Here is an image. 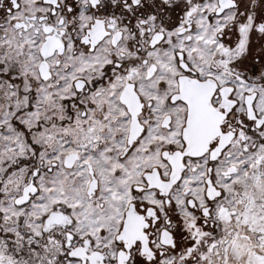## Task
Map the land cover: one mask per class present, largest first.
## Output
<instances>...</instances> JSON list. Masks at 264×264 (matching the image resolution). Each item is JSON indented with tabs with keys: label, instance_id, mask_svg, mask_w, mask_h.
Masks as SVG:
<instances>
[{
	"label": "snow or ice",
	"instance_id": "6c2138e0",
	"mask_svg": "<svg viewBox=\"0 0 264 264\" xmlns=\"http://www.w3.org/2000/svg\"><path fill=\"white\" fill-rule=\"evenodd\" d=\"M0 264H264V0H0Z\"/></svg>",
	"mask_w": 264,
	"mask_h": 264
}]
</instances>
